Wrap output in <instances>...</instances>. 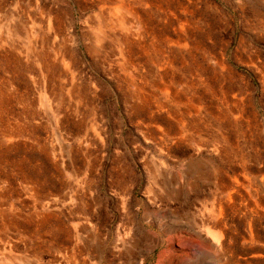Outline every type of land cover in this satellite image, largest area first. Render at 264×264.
I'll list each match as a JSON object with an SVG mask.
<instances>
[{
  "label": "rangeland",
  "instance_id": "rangeland-1",
  "mask_svg": "<svg viewBox=\"0 0 264 264\" xmlns=\"http://www.w3.org/2000/svg\"><path fill=\"white\" fill-rule=\"evenodd\" d=\"M0 264H264V0H0Z\"/></svg>",
  "mask_w": 264,
  "mask_h": 264
}]
</instances>
